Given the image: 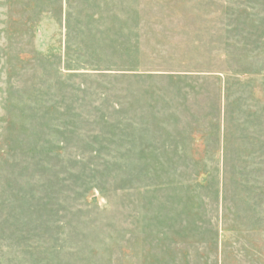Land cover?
<instances>
[{
  "label": "rangeland",
  "instance_id": "obj_1",
  "mask_svg": "<svg viewBox=\"0 0 264 264\" xmlns=\"http://www.w3.org/2000/svg\"><path fill=\"white\" fill-rule=\"evenodd\" d=\"M0 264H264V0H0Z\"/></svg>",
  "mask_w": 264,
  "mask_h": 264
}]
</instances>
